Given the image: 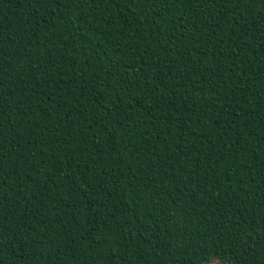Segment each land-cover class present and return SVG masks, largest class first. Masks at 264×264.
<instances>
[{
    "label": "trees",
    "instance_id": "16d2710c",
    "mask_svg": "<svg viewBox=\"0 0 264 264\" xmlns=\"http://www.w3.org/2000/svg\"><path fill=\"white\" fill-rule=\"evenodd\" d=\"M0 264H264V0H0Z\"/></svg>",
    "mask_w": 264,
    "mask_h": 264
},
{
    "label": "rangeland",
    "instance_id": "374dc122",
    "mask_svg": "<svg viewBox=\"0 0 264 264\" xmlns=\"http://www.w3.org/2000/svg\"><path fill=\"white\" fill-rule=\"evenodd\" d=\"M205 264H222L218 259L213 258Z\"/></svg>",
    "mask_w": 264,
    "mask_h": 264
},
{
    "label": "snow or ice",
    "instance_id": "6c2138e0",
    "mask_svg": "<svg viewBox=\"0 0 264 264\" xmlns=\"http://www.w3.org/2000/svg\"><path fill=\"white\" fill-rule=\"evenodd\" d=\"M0 96H2V93H0Z\"/></svg>",
    "mask_w": 264,
    "mask_h": 264
}]
</instances>
